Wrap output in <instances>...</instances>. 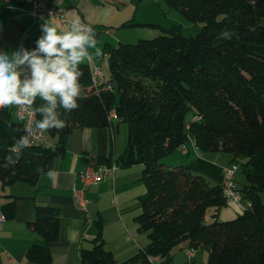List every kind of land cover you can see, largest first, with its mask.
<instances>
[{
    "label": "trees",
    "instance_id": "obj_1",
    "mask_svg": "<svg viewBox=\"0 0 264 264\" xmlns=\"http://www.w3.org/2000/svg\"><path fill=\"white\" fill-rule=\"evenodd\" d=\"M163 1L188 21L200 23V32L186 37L172 25L151 39L106 43L102 56L108 57L113 89L103 83L96 90L89 66L81 64L79 107L57 109L66 126L47 131L48 138L56 140L53 146L21 148L18 161L9 165L4 157L20 140L22 124L11 108H0V183L35 182L64 152L73 127L102 128L112 119L121 120L127 125V139L115 163L143 167L146 192L139 197L142 212L136 221L148 243L117 262L99 240L81 250L80 264H150L152 256L166 264L183 241L206 251L208 264H264V0ZM26 45L37 47L34 41ZM34 106L36 121L42 120L37 108L47 102L37 97ZM197 116L200 119L192 122ZM188 138L201 153L223 154L228 165L238 164L245 179L238 189L250 205L236 218L218 219L227 204L220 182L186 165L161 162L179 145L190 146ZM96 164L110 165L111 159L99 158ZM0 211L11 217L13 201ZM29 226L44 243L29 247L27 260L49 264L47 245L58 238L59 212L37 206Z\"/></svg>",
    "mask_w": 264,
    "mask_h": 264
},
{
    "label": "crops",
    "instance_id": "obj_2",
    "mask_svg": "<svg viewBox=\"0 0 264 264\" xmlns=\"http://www.w3.org/2000/svg\"><path fill=\"white\" fill-rule=\"evenodd\" d=\"M47 1L52 6L64 8L69 22L78 17L90 25L96 38L100 37L102 28L117 30L134 25L149 27L147 24L162 28L158 23H154L150 16L151 11L135 19L144 0ZM27 8L28 5L24 2L0 3V51L11 55V52L19 51L21 46L29 50L35 49L26 45V42L34 41L36 44L43 35L40 28L42 21L28 14ZM63 30L69 29L63 27ZM119 33L121 31H116L114 35L121 36ZM106 43L116 46L121 41L112 44L97 39V47L102 52ZM89 52L94 54L95 50L89 49ZM103 57H106L108 62L107 56H100L94 57L91 63L98 65L108 80V65L105 73L99 64H102L103 61L100 60ZM82 64L89 63L84 61ZM21 67L30 75L27 65ZM8 107L12 109V105ZM124 123L112 119L109 126L102 128L73 127L64 152L54 157L49 169L38 175L35 182L18 180L8 184L0 183V210L5 202L12 200L14 203L13 215L0 221V264H32L26 258L28 248L44 243L42 235L29 226V222L34 220L37 206L54 208L60 214L58 238L47 245L51 257L49 264H80L81 250L90 249L99 240L117 262L135 255L147 245L146 233L138 228L136 221V217L142 212L139 197L146 192L142 180V165L123 167L118 163L112 176L85 189V197L89 202L84 208L73 198V188L79 187L77 175L91 161L96 162L104 157H110L111 163L118 160L127 139V127ZM55 143V138H48L46 145L53 146ZM187 148L186 154L178 151L181 158H175L173 162L188 166L211 182H220L223 169L230 162L228 156L201 153L199 150H193L191 145ZM173 162L164 164L170 167L178 165ZM50 169L57 173L55 182L46 175ZM239 171L238 168L235 182L242 190L245 179L241 172L238 176ZM244 201L242 204L227 203L219 210L218 219L236 218L244 209ZM189 249L192 248L188 241L181 242L171 251L170 262L166 264H208L206 251L193 249L194 255L190 258L186 254ZM161 261L159 257L160 264Z\"/></svg>",
    "mask_w": 264,
    "mask_h": 264
},
{
    "label": "clouds",
    "instance_id": "obj_3",
    "mask_svg": "<svg viewBox=\"0 0 264 264\" xmlns=\"http://www.w3.org/2000/svg\"><path fill=\"white\" fill-rule=\"evenodd\" d=\"M39 19L42 21L40 28L43 35L36 41V49L21 46L11 55L0 51V108L10 105L30 107L39 97L47 102V106L37 108L44 118L36 121V128L40 131L59 130L66 126V122L59 118L57 109L70 112L79 107V80L83 75L79 66L84 61L91 63L94 57L104 53L97 47L94 29L78 17L71 21L67 31L58 30L49 18L40 16ZM89 49H94V54ZM22 65L28 66L30 75L26 74ZM25 131L30 132L27 127ZM28 146L29 136H22L9 149L15 159L10 154L4 157L5 161L14 165L20 157L21 148ZM46 175L53 182L56 181L54 169H50Z\"/></svg>",
    "mask_w": 264,
    "mask_h": 264
},
{
    "label": "built area",
    "instance_id": "obj_4",
    "mask_svg": "<svg viewBox=\"0 0 264 264\" xmlns=\"http://www.w3.org/2000/svg\"><path fill=\"white\" fill-rule=\"evenodd\" d=\"M11 1L24 2L28 5L27 13L30 14L34 19H39L40 16L49 18L57 27L58 30H63V27L69 29L71 22L66 18V10L61 7H55L49 4L47 0H0V3L6 4ZM40 20V19H39ZM64 31V30H63ZM105 34L112 35L109 30L104 31ZM89 63V62H88ZM90 70V83L96 90L99 89L100 85L106 83L108 86V81L103 74L101 68L98 65L92 63L88 64ZM109 87V86H108ZM42 100V99H41ZM12 113L15 119L22 124V136H29L30 146L27 148L46 144L48 139L47 131H40L36 128V111L35 106L30 107L12 105ZM111 117L114 118L115 115L112 113ZM200 117H193L191 121H197ZM30 130L25 131V128ZM21 136V137H22ZM188 144L191 145L192 149L197 151L198 148L194 143L192 138H188ZM187 143H183L178 146L177 151L182 154L188 152ZM117 168L116 163L106 164H96L95 161H91L89 165L77 175V182L79 187L73 188V198L74 201L82 208L88 204V200L85 197V189L91 185H96L112 176ZM238 164H231L223 169L220 185L223 197L227 203L242 204L243 197L238 189L235 182V173L238 170ZM249 201H244V206H249ZM5 215L0 211V221L5 220ZM188 257L194 255V250L189 249L186 251ZM159 256L149 257L150 264H160Z\"/></svg>",
    "mask_w": 264,
    "mask_h": 264
},
{
    "label": "rangeland",
    "instance_id": "obj_5",
    "mask_svg": "<svg viewBox=\"0 0 264 264\" xmlns=\"http://www.w3.org/2000/svg\"><path fill=\"white\" fill-rule=\"evenodd\" d=\"M144 4L139 6L138 13L135 17L137 20L145 12L151 11L150 16L152 17L154 23H158L162 28L168 29L172 25H177L180 28V32L183 36H195L201 30L202 25L200 23H192L185 19L179 11L171 9L163 0H144ZM150 13V12H149ZM108 29L112 35L105 34L104 31ZM116 31H121V36H116L114 33ZM162 33L159 27H147V26H131L130 28L126 27L123 29H114V28H102L100 37L96 38L100 40H105L112 44H116L118 41L123 43H135L139 39H151ZM123 35V36H122ZM99 63L102 66V69L107 73V58L103 57ZM127 127L126 123H124ZM175 158H181V155L178 151L173 152L169 156L164 157L161 162L168 164L170 161H174ZM173 164H178L179 162H173ZM177 165V166H178ZM240 175V171L237 173ZM241 187V185H239ZM177 252V251H174ZM178 253V252H177ZM184 253V252H183ZM182 255V253H181ZM177 261V259H176Z\"/></svg>",
    "mask_w": 264,
    "mask_h": 264
},
{
    "label": "water",
    "instance_id": "obj_6",
    "mask_svg": "<svg viewBox=\"0 0 264 264\" xmlns=\"http://www.w3.org/2000/svg\"><path fill=\"white\" fill-rule=\"evenodd\" d=\"M108 86L113 89V81L111 79L108 81Z\"/></svg>",
    "mask_w": 264,
    "mask_h": 264
}]
</instances>
